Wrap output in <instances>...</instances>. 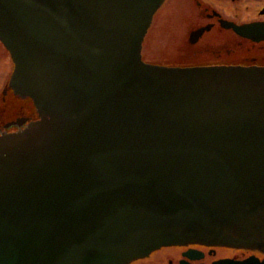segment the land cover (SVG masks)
I'll use <instances>...</instances> for the list:
<instances>
[{
    "label": "water",
    "instance_id": "obj_1",
    "mask_svg": "<svg viewBox=\"0 0 264 264\" xmlns=\"http://www.w3.org/2000/svg\"><path fill=\"white\" fill-rule=\"evenodd\" d=\"M163 1L0 0L10 86L40 117L0 137V264H128L264 228V72L142 61Z\"/></svg>",
    "mask_w": 264,
    "mask_h": 264
},
{
    "label": "flooded vegetation",
    "instance_id": "obj_2",
    "mask_svg": "<svg viewBox=\"0 0 264 264\" xmlns=\"http://www.w3.org/2000/svg\"><path fill=\"white\" fill-rule=\"evenodd\" d=\"M171 12V13H170ZM170 13V14H169ZM165 15L176 33H165L168 43L160 52L172 61L144 60L178 68H236L264 72V0H164L143 40ZM166 23V21H165ZM256 26L259 37L238 33L234 27ZM151 33V32H150ZM158 56V55H157ZM14 62L0 41V137L20 133L40 118L32 100L10 86ZM241 235V237H240ZM227 243H189L163 246L128 264H221L250 257L264 262V228L233 235Z\"/></svg>",
    "mask_w": 264,
    "mask_h": 264
},
{
    "label": "rangeland",
    "instance_id": "obj_3",
    "mask_svg": "<svg viewBox=\"0 0 264 264\" xmlns=\"http://www.w3.org/2000/svg\"><path fill=\"white\" fill-rule=\"evenodd\" d=\"M168 18L170 17L164 14V16L161 18L159 23L157 24L155 22L154 25L152 26L151 31H149L150 36L148 40L150 41V43L149 45H147L146 50L142 52V56L144 60H154L155 58L160 60L161 58H163V60H167L170 62L172 61V59L167 58L161 52L160 54H158L159 49H164L168 43V39H166L167 37H165L164 34L176 33V29L175 30L173 29L172 31L170 30L172 29V27L176 28V25L175 23L173 24V21L167 24L168 23L167 20H169Z\"/></svg>",
    "mask_w": 264,
    "mask_h": 264
}]
</instances>
